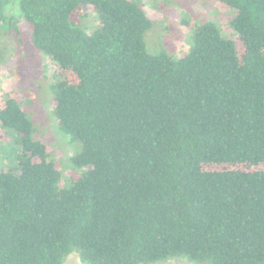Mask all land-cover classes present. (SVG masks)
Here are the masks:
<instances>
[{
	"label": "trees",
	"instance_id": "16d2710c",
	"mask_svg": "<svg viewBox=\"0 0 264 264\" xmlns=\"http://www.w3.org/2000/svg\"><path fill=\"white\" fill-rule=\"evenodd\" d=\"M219 1L233 36L198 24L175 58L148 49L153 21L132 0H0L56 66L59 128L82 143L64 182L20 100L0 95L20 145L0 170V264H264V0ZM90 10L93 29L75 20Z\"/></svg>",
	"mask_w": 264,
	"mask_h": 264
},
{
	"label": "rangeland",
	"instance_id": "374dc122",
	"mask_svg": "<svg viewBox=\"0 0 264 264\" xmlns=\"http://www.w3.org/2000/svg\"><path fill=\"white\" fill-rule=\"evenodd\" d=\"M132 1L140 5L153 21L152 28L146 33L151 52L181 57L193 44L196 25L208 21L233 36L231 18L235 10L219 0ZM6 14L8 18L0 20V95L20 100L33 125L32 136L49 144V159L59 163L65 182L82 173L72 162V157L81 153L82 143L71 140L59 128L51 87L56 79V66L33 46L32 25L25 22L15 2L6 7ZM95 17V12L90 10L86 18L75 17V20L93 29L99 25ZM19 151L17 134L0 122V170L14 168ZM63 264L85 263L77 252H72ZM157 264L206 263L176 258Z\"/></svg>",
	"mask_w": 264,
	"mask_h": 264
}]
</instances>
